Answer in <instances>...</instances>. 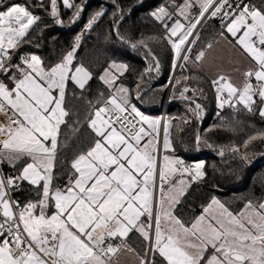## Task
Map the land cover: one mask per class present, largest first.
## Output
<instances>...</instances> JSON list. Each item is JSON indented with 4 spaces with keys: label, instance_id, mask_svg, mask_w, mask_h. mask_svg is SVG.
Returning a JSON list of instances; mask_svg holds the SVG:
<instances>
[{
    "label": "snow or ice",
    "instance_id": "snow-or-ice-1",
    "mask_svg": "<svg viewBox=\"0 0 264 264\" xmlns=\"http://www.w3.org/2000/svg\"><path fill=\"white\" fill-rule=\"evenodd\" d=\"M61 7L72 24L83 12L77 0H0V165L15 170L0 169V264H120L126 253L136 264H264V202L249 200L234 213L213 198L191 224L175 214L186 188L205 175L204 165L188 166L169 154L172 123L148 118L132 102L141 95L122 83L127 65L113 61L99 77L107 94L88 101L89 143L61 161L68 148L65 130L78 133L81 127L68 99L84 96L93 73L77 61L79 40L53 64L21 53L25 46L39 47L34 36L47 26L33 9L65 26ZM117 11L113 28L123 39L118 23L124 13L118 5ZM153 16L173 52V68L181 69L176 85L191 79L185 70L205 57L204 50L192 55L201 39L198 26L218 19L220 39L233 43L248 62L239 84L223 74L212 80L218 107L233 115L242 108L264 120V0H173ZM148 55L158 72L150 49ZM189 91L182 85L180 96L194 103L185 95ZM200 109L195 103L193 112ZM257 138L264 139V132L242 147ZM25 184L34 198L21 202L14 194ZM130 233L143 239L142 252L127 245Z\"/></svg>",
    "mask_w": 264,
    "mask_h": 264
},
{
    "label": "trees",
    "instance_id": "trees-1",
    "mask_svg": "<svg viewBox=\"0 0 264 264\" xmlns=\"http://www.w3.org/2000/svg\"><path fill=\"white\" fill-rule=\"evenodd\" d=\"M180 2L181 0H176V3ZM253 2L258 4L260 0ZM77 3L83 4V12L74 24L68 23L70 12L61 7L65 26L54 24L46 12L33 9L47 26L42 27L34 36V43H38L39 47L28 45L21 49V53L39 55L46 64H53L79 40L77 61L93 73L84 96L77 94L68 99L73 118L81 121V127L78 133L65 130L68 148L61 157L62 162L70 161L77 151L86 148L89 143L90 136L84 127L89 111L88 101L95 102L101 92L107 94V87L99 77L110 63L115 61L127 65L128 71L122 78V83L132 90L133 96L137 93L141 95L143 114L149 112L156 116L162 115L175 70L173 52L163 39L164 31L153 16L162 7L170 8L173 0H115V4L113 0H77ZM117 5L124 13L118 23L119 34L123 39L117 37L113 28L114 20L119 15ZM101 12L103 15L97 16ZM93 18L96 22L88 30L87 25ZM219 30V20H209L199 30L201 39L193 48L192 55L195 56L200 50H204L206 54L209 51L206 45H213L218 40ZM141 41L147 48L141 45ZM132 44H136V48ZM148 49L159 62L158 72L152 57L148 55ZM149 67H153L151 73L147 71ZM141 74L144 76L142 81L139 79ZM184 74L191 79L176 85L175 80L181 75V69L179 70L166 112V122L172 123L170 140L174 149L169 154L184 160L188 166L202 163L205 175L191 183L176 206L175 214L186 224H191L213 198L219 199L234 213L242 210L249 200L254 203L264 202V139L257 138L248 143L247 148L242 147L250 136L264 132V120L242 108L235 115L232 109L226 110L227 106L219 109L212 80L193 72L189 67ZM137 83L140 84L139 89L136 88ZM184 84L191 89L185 95L191 97L194 103L181 98L180 90ZM132 102L137 105L135 98ZM195 103L201 105L199 115L193 112ZM197 137L200 138L199 143ZM236 147L240 148V152L232 150ZM221 150L224 152L223 156L219 155ZM242 154L247 159H243ZM2 170L5 174H15V170L8 165H2ZM65 173L66 170L61 172V183ZM14 196L24 202L34 198V193L25 184L23 190ZM127 242L137 252L143 251L144 241L137 233H133Z\"/></svg>",
    "mask_w": 264,
    "mask_h": 264
},
{
    "label": "crops",
    "instance_id": "crops-1",
    "mask_svg": "<svg viewBox=\"0 0 264 264\" xmlns=\"http://www.w3.org/2000/svg\"><path fill=\"white\" fill-rule=\"evenodd\" d=\"M247 67L248 62L237 49V47H235L233 43L225 42L224 40L220 39V37L213 44V47L205 54L204 59L200 61L197 66H192L191 63L189 64V68L193 72L201 73L209 77L211 80L215 79L218 75L223 74L226 77H230L232 82L235 84H239L241 82L243 73ZM139 110L141 111V108ZM143 115L149 116L150 119L162 120V115L156 116L149 114L148 112ZM185 177L184 179L186 180ZM187 189L188 187L186 190ZM132 234L133 233L129 234L127 240ZM127 245L134 249L130 244L127 243ZM120 264H136L135 257L126 253L121 256Z\"/></svg>",
    "mask_w": 264,
    "mask_h": 264
},
{
    "label": "water",
    "instance_id": "water-1",
    "mask_svg": "<svg viewBox=\"0 0 264 264\" xmlns=\"http://www.w3.org/2000/svg\"><path fill=\"white\" fill-rule=\"evenodd\" d=\"M179 70H180L179 67H176V68H175V70H174V74H173V77H172V81H171L170 87H169L168 92H167V97H166V100H165V103H164V106H163V116H162V121H164V122H165V118H166V112H165L164 110L167 108V106H168V104H169V102H170L169 99H170V95H171V90H172V87H173V84H174V80H175V78H176V76H177ZM137 105H138L141 109H143V107H142L141 104H140V100H137Z\"/></svg>",
    "mask_w": 264,
    "mask_h": 264
},
{
    "label": "built area",
    "instance_id": "built-area-1",
    "mask_svg": "<svg viewBox=\"0 0 264 264\" xmlns=\"http://www.w3.org/2000/svg\"><path fill=\"white\" fill-rule=\"evenodd\" d=\"M228 109H229V108L226 107V110H228ZM127 119H128L130 122L135 123V122L133 121V117H132V116H128ZM137 127H138V125H137ZM0 169H2V165H0ZM126 243H128V242L126 241Z\"/></svg>",
    "mask_w": 264,
    "mask_h": 264
},
{
    "label": "rangeland",
    "instance_id": "rangeland-1",
    "mask_svg": "<svg viewBox=\"0 0 264 264\" xmlns=\"http://www.w3.org/2000/svg\"><path fill=\"white\" fill-rule=\"evenodd\" d=\"M169 101H170V99H169ZM137 106V108H139L138 107V105H136ZM168 107V106H167ZM165 112H167V108L164 110ZM145 116H147V115H145ZM162 116H163V112H162ZM148 118H149V116H147ZM165 122H166V118H165ZM197 164V163H196ZM194 166H195V164H194ZM193 166V167H194ZM186 178V180L188 179V177H185ZM201 179V178H200ZM200 179H198V180H200ZM197 181V180H196Z\"/></svg>",
    "mask_w": 264,
    "mask_h": 264
},
{
    "label": "bare ground",
    "instance_id": "bare-ground-1",
    "mask_svg": "<svg viewBox=\"0 0 264 264\" xmlns=\"http://www.w3.org/2000/svg\"><path fill=\"white\" fill-rule=\"evenodd\" d=\"M202 24H203V22H202ZM200 29H201V27L198 26V29H197V30L199 31ZM148 113H149V112H148Z\"/></svg>",
    "mask_w": 264,
    "mask_h": 264
}]
</instances>
